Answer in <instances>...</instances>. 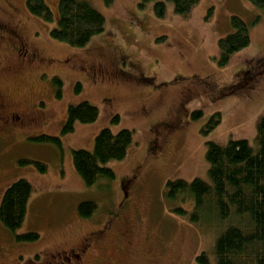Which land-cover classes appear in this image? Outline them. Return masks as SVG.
Listing matches in <instances>:
<instances>
[{"label": "rangeland", "instance_id": "374dc122", "mask_svg": "<svg viewBox=\"0 0 264 264\" xmlns=\"http://www.w3.org/2000/svg\"><path fill=\"white\" fill-rule=\"evenodd\" d=\"M12 1L32 17L31 25L42 33L46 52L70 59L72 67L61 72L62 85L49 79L62 93L54 99L49 126L14 131L0 143V204L6 188L15 181L26 179L33 186L22 226L13 232L0 221V264H17L37 251L66 248L95 222L106 221L107 226L109 221L126 219L135 225L134 250L122 255L121 243L108 231L100 238L111 240L102 258H113L118 264H153L137 250L144 251L150 240L157 239L163 254L155 264H200L198 256L203 252L214 264L219 226L193 221L192 198H170L168 182L211 181L206 157L209 142L225 146L247 140L258 147L264 73L261 69L244 79V72L252 61L264 58V9L246 0H199L189 14L181 15L166 1L165 13L159 16L157 0H85L103 14L106 24L103 32L79 48L51 35L58 24L60 0H45L53 21L32 16L26 0ZM233 16L248 24L251 42L220 65L218 43L235 31ZM77 64L84 69L74 68ZM121 70L131 72L127 74L132 77L119 76ZM135 76L152 80L136 81ZM178 76L184 79L171 84ZM30 80L33 77L26 75L0 86L23 98ZM161 83L167 85L157 88ZM236 83L238 87L233 88ZM159 95L164 100L154 107L145 105L148 97ZM83 101L98 108V119L76 122L74 130L64 134L69 107ZM143 106L147 107L144 111ZM197 111L199 116L194 115ZM216 113H220V124L206 132ZM106 128L114 133L131 130L133 143L124 159L104 165L114 171L113 180L102 178L88 185L75 168L73 152L93 151L96 136ZM43 135L60 141L40 140ZM151 141L156 147L162 142L165 152L157 147L151 153ZM25 160L44 163L47 170ZM84 201L97 204L89 218L78 212ZM29 232L40 237L35 241L18 238Z\"/></svg>", "mask_w": 264, "mask_h": 264}, {"label": "trees", "instance_id": "16d2710c", "mask_svg": "<svg viewBox=\"0 0 264 264\" xmlns=\"http://www.w3.org/2000/svg\"><path fill=\"white\" fill-rule=\"evenodd\" d=\"M166 1L172 2L175 12L181 15L189 14L199 3V0H157V15H164ZM248 1L264 9V0ZM26 4L32 16L45 21L54 20V14L45 0H26ZM231 22L235 31L221 38L218 43L220 65L227 64L235 52L251 42L248 24L239 16H233ZM105 24L103 14L88 1L60 0L58 24L51 35L59 41L81 48L92 37L103 32ZM254 61L245 72H254L258 68L263 69L264 73V58ZM193 78L202 79L198 76ZM182 79L184 77L178 76L171 84ZM235 87H238L237 83L233 85ZM200 113L197 111L194 115L199 116ZM98 116V108L88 101L71 105L63 133L72 132L76 122L92 123ZM220 122V113L214 114L208 122L206 132L217 127ZM257 131V148L252 147L247 140L230 141L225 146L209 142L206 157L210 165L211 181L196 178L190 183L184 180L168 182L170 198H192L193 221L219 226L214 264H264V115L259 120ZM39 139L60 141L59 138L47 135ZM132 143L133 132L129 129H122L117 133L103 129L96 136L93 151L79 149L73 152L75 168L88 185H93L102 178L113 180L114 171L104 165L111 160L124 159ZM154 143L150 142L151 153L156 152ZM25 161L34 163L43 172L47 170L44 163ZM32 192L33 186L26 179H19L6 188L0 204V221L6 229L14 232L22 226ZM96 210L97 204L94 201H84L78 207L79 214L86 218L91 217ZM180 212L187 213L184 209H180ZM39 237L36 232L18 236L24 241H35ZM198 261L200 264H213L206 252L198 256Z\"/></svg>", "mask_w": 264, "mask_h": 264}, {"label": "flooded vegetation", "instance_id": "af4514ba", "mask_svg": "<svg viewBox=\"0 0 264 264\" xmlns=\"http://www.w3.org/2000/svg\"><path fill=\"white\" fill-rule=\"evenodd\" d=\"M31 19L32 17L12 0H0V84L10 81L11 78L22 80L26 75L33 77V82L31 80L27 82L28 90L23 98L4 92L0 86V143L14 131L43 129L49 126L54 99L62 96L61 90L54 89L49 79L62 85L61 72L67 67H72L69 65L70 59L55 57L46 52L42 33L31 25ZM123 60L124 57H121L119 62L122 63ZM74 68L83 67L77 64ZM119 72V76L124 78L132 77L127 74L131 72L123 70ZM259 72L258 68L254 72L247 71L244 73L246 75L244 79L252 78ZM135 80L150 81L152 78L135 76ZM164 85L167 83H161L157 88ZM161 99L162 95L148 97L145 105L154 107L155 102L164 100ZM146 109L147 107L143 106L142 110ZM157 147L161 149L160 151L165 150L162 142L160 144L157 142ZM108 224L106 226V221L103 224L95 222L91 229L84 231L69 243L68 247L49 253L37 251L27 260L18 259L17 264H118L113 258H102L111 240L107 238L106 241H102L100 238L105 237V233H111L110 235L121 243L119 248L121 254L129 256L135 248L133 241L135 225L128 219L122 223L118 220L109 221ZM149 243L147 249L137 251L142 252V256L148 262L158 263L163 249L157 239L150 240Z\"/></svg>", "mask_w": 264, "mask_h": 264}, {"label": "crops", "instance_id": "0c3cea01", "mask_svg": "<svg viewBox=\"0 0 264 264\" xmlns=\"http://www.w3.org/2000/svg\"><path fill=\"white\" fill-rule=\"evenodd\" d=\"M246 1H248V0H246ZM219 2V1H218ZM250 6V5H249ZM251 9V8H250Z\"/></svg>", "mask_w": 264, "mask_h": 264}]
</instances>
